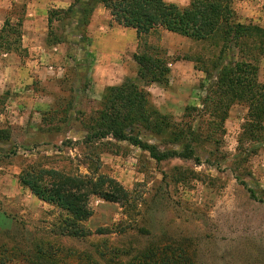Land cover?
<instances>
[{
    "label": "rangeland",
    "instance_id": "374dc122",
    "mask_svg": "<svg viewBox=\"0 0 264 264\" xmlns=\"http://www.w3.org/2000/svg\"><path fill=\"white\" fill-rule=\"evenodd\" d=\"M232 9L237 23L264 27V0H234ZM68 21H55L45 41L48 48L67 44L66 52L50 57L23 50L18 62L11 59L26 70L30 83L15 93L24 110L18 112L10 94L0 100V128L11 132L10 141L0 143V264H130L137 254L160 256L164 250L184 256L180 264H264V202L254 200L244 186L264 199V145L257 153L249 142L239 147L247 108H231L225 135L213 130L212 140L194 143L198 161L157 164L147 152L113 139L87 148L83 115L95 113L103 95L94 92L92 67L86 81L79 50L87 44L69 30ZM223 48L219 39L193 41L164 29L142 37L137 52L147 49L166 59L172 81L166 88L149 87L153 105L174 122L211 135L209 114L190 116L185 109H203L218 74L214 62L238 60L233 50L222 56ZM180 61L191 67L173 78L171 65ZM203 68L210 71L211 81ZM137 72L138 65L127 78L138 82ZM40 101L47 104L43 111ZM31 167L93 180L103 176L122 186L129 198L112 203L91 196L92 216L82 223L91 234L72 238L57 232L71 216L21 185L20 175ZM109 249L120 251L114 263L101 258Z\"/></svg>",
    "mask_w": 264,
    "mask_h": 264
},
{
    "label": "trees",
    "instance_id": "16d2710c",
    "mask_svg": "<svg viewBox=\"0 0 264 264\" xmlns=\"http://www.w3.org/2000/svg\"><path fill=\"white\" fill-rule=\"evenodd\" d=\"M233 1L193 0L182 8L165 0H74L67 10L51 11L50 28L55 21L68 19L69 30L75 24L79 25L78 37H84L83 28L90 23L96 8L102 5L110 12L115 24L135 30L139 41L142 37L164 29L193 41L219 39L224 44L222 56L226 55V50L238 52L236 62L234 58L224 65L221 60L214 62L218 74L201 103L203 109H185L190 116L194 113H208L212 118L208 121L211 135L199 134L192 124L174 122L153 105L148 89L152 85L168 87L170 69L166 59L150 54L145 49L133 55L138 65V82L127 78L120 86L107 87L100 108L91 116L83 115L87 118L84 121L86 137L83 145L89 148L96 142L113 139L116 142H128L147 152L157 164L174 159L198 161L194 143H198L200 138L210 141L214 133L225 135V122L231 108L243 105L248 114L239 138V147L249 142L251 150L257 153L258 146L264 145V84L259 81L260 63L264 58V27L237 23L232 9ZM21 34V25L7 22L0 31V55L20 53ZM82 60L86 66L88 82L92 60L87 52ZM202 71L211 81L210 71L205 68ZM10 139V130L0 128V143H7ZM19 179L21 185L39 200L57 206L71 216L58 227L57 232L72 238L83 239L91 234L82 225L92 216L89 209L91 196L112 203H123L129 198L122 186L103 176L93 180L31 167L24 170ZM244 186L254 200L264 202L253 188L247 184ZM119 253V250L109 249L108 253L101 252L100 255L106 263H114L115 256L120 257ZM182 259L184 261V256L174 252L170 255L164 250L160 256L152 251L137 254L129 263L180 264ZM183 264L189 262L185 260Z\"/></svg>",
    "mask_w": 264,
    "mask_h": 264
},
{
    "label": "crops",
    "instance_id": "0c3cea01",
    "mask_svg": "<svg viewBox=\"0 0 264 264\" xmlns=\"http://www.w3.org/2000/svg\"><path fill=\"white\" fill-rule=\"evenodd\" d=\"M165 1L183 7H187L191 3V0ZM73 2L74 0H0V31L9 22L21 25L22 32L21 52L0 55V100H5V96L8 97L9 94L10 100H15L17 97L15 93H21L22 86L30 83L25 74L26 70L14 66L15 61L18 62L19 60L17 57L19 58L23 50L30 55L47 52L50 57H53V53L56 52H66L67 44L57 43L48 48L45 41L49 37L50 12L67 10ZM75 25L76 27L73 26L72 32L75 30L78 34L79 25ZM83 29L85 38L78 37V35L77 37L87 44V48L84 50L83 46L80 47V57L83 58L85 52L90 55L93 62V89L95 94L101 97L107 87L120 86L127 77L132 75L133 69H137L133 55L137 53L139 39L135 30L115 24L110 12L102 5L96 8L90 23ZM180 37L185 39V37ZM12 57L17 60L14 58L11 60ZM189 64L186 61H180L171 65L173 78L186 74L183 69L191 67L188 66ZM50 71H54V68L51 67ZM26 79L27 82H25ZM259 80L264 84V62L260 66ZM169 85L172 86L171 79ZM20 100L14 101L18 112L24 110L26 106ZM37 105L41 111L47 106L46 102L42 101Z\"/></svg>",
    "mask_w": 264,
    "mask_h": 264
}]
</instances>
